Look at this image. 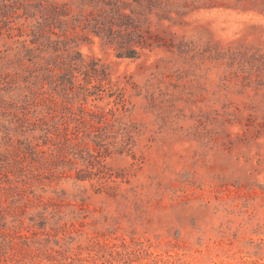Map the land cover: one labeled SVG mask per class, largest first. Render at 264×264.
<instances>
[{
	"label": "rangeland",
	"instance_id": "obj_1",
	"mask_svg": "<svg viewBox=\"0 0 264 264\" xmlns=\"http://www.w3.org/2000/svg\"><path fill=\"white\" fill-rule=\"evenodd\" d=\"M38 1L0 0V264H264V0H124L135 59Z\"/></svg>",
	"mask_w": 264,
	"mask_h": 264
},
{
	"label": "trees",
	"instance_id": "obj_2",
	"mask_svg": "<svg viewBox=\"0 0 264 264\" xmlns=\"http://www.w3.org/2000/svg\"><path fill=\"white\" fill-rule=\"evenodd\" d=\"M143 1L133 0V3L140 7ZM73 5L79 9L78 17L74 19V24L69 27L68 16L70 8L68 3L54 4L49 0H39L34 4V13L30 17L39 14V20L32 31L34 41L46 40L47 44H52V49L57 52L60 48L69 53L70 44L75 39L69 37L68 30L80 28L82 31L90 32L98 37L104 46L113 47L118 58L135 59L140 55V50L150 47L153 44L150 35L145 36V31L139 25V11L130 7L124 0H73ZM130 10V12H127ZM27 11V9H25ZM65 19V20H64ZM58 30L59 35L56 33ZM56 36L58 39L52 41ZM68 56V68L71 71L78 70L77 62H82L81 55L73 52ZM82 72L86 80L91 77L103 75L105 70H99L97 64L86 67Z\"/></svg>",
	"mask_w": 264,
	"mask_h": 264
}]
</instances>
